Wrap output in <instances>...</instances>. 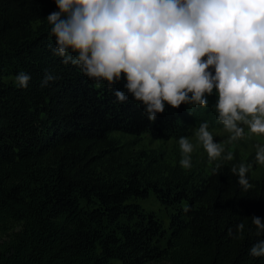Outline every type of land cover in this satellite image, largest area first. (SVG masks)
Returning <instances> with one entry per match:
<instances>
[{
  "label": "trees",
  "instance_id": "trees-1",
  "mask_svg": "<svg viewBox=\"0 0 264 264\" xmlns=\"http://www.w3.org/2000/svg\"><path fill=\"white\" fill-rule=\"evenodd\" d=\"M54 11L53 0H0V264H264L249 254L264 240L251 222L264 221V178L248 173L244 191L238 164L221 162L189 188L180 167L117 145L113 134L175 139L197 106L149 121L131 96L118 102L123 80L96 87L53 54ZM21 71L27 88L14 83ZM46 71L58 79L41 87ZM149 192L170 208L167 229L137 203Z\"/></svg>",
  "mask_w": 264,
  "mask_h": 264
},
{
  "label": "clouds",
  "instance_id": "clouds-1",
  "mask_svg": "<svg viewBox=\"0 0 264 264\" xmlns=\"http://www.w3.org/2000/svg\"><path fill=\"white\" fill-rule=\"evenodd\" d=\"M58 11L46 22L54 37L53 54L72 65L96 87L109 91L120 103L131 96L142 105L147 119L155 121L167 106L208 107L214 92L217 121L228 133L214 142L207 122L193 137L178 140L183 169L192 167V154L202 146L214 171L232 161L226 145L253 133L264 134V0H53ZM207 56V59H203ZM123 74V75H122ZM31 77L21 71L14 77L27 88ZM58 77L47 72L41 87ZM247 129V133L245 132ZM195 141V143L193 142ZM255 163L264 167V145L257 144ZM253 164L231 167L244 191L252 188L248 173ZM257 236L264 221L252 217ZM244 223L232 239L242 238ZM264 257V240L249 251Z\"/></svg>",
  "mask_w": 264,
  "mask_h": 264
},
{
  "label": "rangeland",
  "instance_id": "rangeland-1",
  "mask_svg": "<svg viewBox=\"0 0 264 264\" xmlns=\"http://www.w3.org/2000/svg\"><path fill=\"white\" fill-rule=\"evenodd\" d=\"M216 100L217 96L211 95L208 96L209 105L207 108L197 106L196 111L191 113L190 116H187L180 136L175 139L159 142L152 141L147 135L129 137L121 134H113L112 137L116 140L117 145L125 146L129 150L139 153L142 159L154 158L158 163L180 167L190 182L188 187H199L204 184L206 177L217 162L209 163L208 154L203 150L202 146H199L192 154V167L190 169H183L179 164L181 154L178 140L182 136L191 139L193 137V130L198 128L200 123L203 122L209 124V130L212 131L215 137L214 142L219 143L227 139L228 133L222 131V125L217 121V113L214 109ZM245 132L247 133V129H245ZM193 142L195 143L194 140ZM257 144L264 145V134L253 133L250 136L246 135L244 139L232 145H226V149L233 153L234 159L232 161L236 164H253V169L249 174L254 179H261L264 178V167L256 165L254 159ZM232 161L223 162L229 163ZM137 203L146 212L153 213L162 222L163 227L167 229L170 208L163 205L156 194L149 192L147 198L139 199ZM1 240H4V237L0 236Z\"/></svg>",
  "mask_w": 264,
  "mask_h": 264
}]
</instances>
